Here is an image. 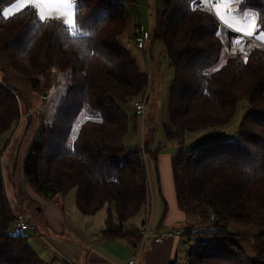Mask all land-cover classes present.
I'll use <instances>...</instances> for the list:
<instances>
[{"label":"trees","instance_id":"16d2710c","mask_svg":"<svg viewBox=\"0 0 264 264\" xmlns=\"http://www.w3.org/2000/svg\"><path fill=\"white\" fill-rule=\"evenodd\" d=\"M13 1L0 0V135L14 129L25 98L8 68L32 90L52 82L53 68L60 70L66 91L53 118L39 120L24 158L25 178L48 198L75 188V204L84 214L107 206L104 235L126 236L136 245L140 226L129 231L125 223L150 207L143 157L149 156L148 139L143 147L126 143L130 119L122 103L141 99L149 77L120 38L129 10L122 0H76L69 26L55 16L41 19L35 5L5 16L4 7ZM199 1L164 0L153 31V41L165 43L174 67L167 140L183 144L188 132H220L240 101L247 106L235 139L181 146L171 155L179 207L196 222L212 223L184 227L183 241L192 242L187 264H264V37L245 38V53H234L241 45L238 33ZM237 8L251 10L255 34L264 36V0H237ZM224 49L225 62L212 69ZM84 110L86 119L74 130ZM248 236L255 256L239 242ZM29 238L15 227L0 162V264H50Z\"/></svg>","mask_w":264,"mask_h":264},{"label":"crops","instance_id":"0c3cea01","mask_svg":"<svg viewBox=\"0 0 264 264\" xmlns=\"http://www.w3.org/2000/svg\"><path fill=\"white\" fill-rule=\"evenodd\" d=\"M210 6L222 24L238 33L237 43L240 41L239 36L263 42L264 36L260 33L255 34L257 21L254 20L255 15L252 12L242 11L245 13L242 16H229L227 4L220 3V0H213ZM48 8L49 10L60 9L62 13L66 11L58 5ZM37 9L41 16L43 11ZM45 10L48 11L47 8ZM44 16L55 15L44 14ZM137 26L145 28L143 24ZM249 32L252 33L251 36L248 35ZM152 43L153 40L150 43L149 52ZM234 50L235 48L233 49L235 53ZM27 89H29L28 86L25 87L26 97L24 96V100L20 102L21 118L1 147L3 159L0 162L11 208L14 213H25L30 223L36 227L29 232L32 235V240L29 239L31 247L50 264H125L132 258L136 259V264H170L172 261H174L173 264H180L178 263L179 250L182 243L186 242L183 241V236L176 234L175 231L179 230L182 234L188 222H195L196 228L200 227H197L199 221H194L195 218L184 212L178 205L171 166L172 153L159 154L162 159L166 158L162 167L160 161L161 172L158 170L159 156L153 164L152 159L143 154L150 188V207L148 211L139 212L138 223L133 224L132 228L137 229L146 219V223L159 232L172 231V234L161 243L147 238L144 241L140 240L136 245L126 236H106L104 235L105 221L92 218L94 214H84L76 204L70 206L66 204L65 197L68 193L56 194L52 198L43 197L26 181L24 158L40 120L34 103L42 99L41 93L32 97ZM45 98L47 95L43 99ZM145 140L146 138L144 142ZM12 150H15L13 158L10 157ZM132 229L130 228L129 231ZM181 264H187V259L186 263Z\"/></svg>","mask_w":264,"mask_h":264},{"label":"rangeland","instance_id":"374dc122","mask_svg":"<svg viewBox=\"0 0 264 264\" xmlns=\"http://www.w3.org/2000/svg\"><path fill=\"white\" fill-rule=\"evenodd\" d=\"M75 2L76 0H72L70 9H68L66 6L58 5L59 7L66 9L64 13H62L60 9L49 10L48 7L52 5H45V7L41 5L39 10L43 11V13L47 16L55 15L66 21L68 17L67 15H65V13L69 10L73 13ZM122 2L126 5L127 9L129 10L130 18L125 30L120 35L121 41L126 46L128 51H130V53L136 59L140 70L147 73L149 77V85L147 87L148 98L145 100L144 114L136 113L134 102L122 103V107L128 113L130 119V125L125 135L126 143L143 147L144 139L145 138L148 139L147 146L149 150V157L150 159H152L153 164H155L153 153L155 152V150L158 149L157 151L159 156L158 170L159 172H161L160 161L162 163L161 164L162 167L166 160V158L163 157L162 159L160 157L159 154L161 153L168 152L175 154L181 146H183L186 149H193V148H197L202 144H206L212 141H217V140L230 141L235 139L239 134V125L246 110L247 103L245 100L240 101L238 110L234 118L225 127V129L221 130L220 132H212L210 130L188 132L183 144L177 141L167 140L164 131V124L169 123L168 97L174 76V67L170 62L166 45L161 39H156L153 41L151 45V50L149 52L148 49H141L136 46L133 35L135 27L141 24L145 26L146 30H148L151 33L153 32L155 25L156 26L158 25L159 14L161 12L160 9L164 5V0H122ZM24 6L25 5L23 4H18L17 0H15L4 7L3 14L5 16H9L14 12H16L17 10L23 8ZM46 8L48 9V11L45 10ZM227 8H228L227 12L229 16L232 15L242 16L248 11L251 12L250 9L245 11V13L238 10L237 0H231L230 3H227ZM255 19L256 18L254 16V20ZM239 40L241 45L238 44L234 51L236 52L237 49H242L241 52H244L245 51L244 47H246V40L245 38H241L240 36H239ZM228 55L229 53L226 50H224L219 60L216 63H214V65L212 66V69L219 68L225 62ZM0 61L1 63H3L2 59H0ZM7 73L10 74L8 76L12 77L15 81L20 83V86L17 85V87H19L22 94L26 97L25 87L28 84L24 82L21 75L16 73L11 68H8ZM49 76L50 74L48 73L47 77ZM27 91L30 92V95L32 97L34 95H40V93L47 95V98L45 99H43V97L41 96L42 99H39L38 102L34 103L35 105L34 108L36 111L39 112L37 114L39 119L44 118L50 121L55 115L56 109L66 91L64 75L57 68H53L52 82L50 84L41 85L40 89L37 90H32L29 88L27 89ZM22 105L24 106L25 104L23 103ZM86 115H87V111L84 110L81 112L77 121L75 122L74 130H76L79 124L86 119ZM9 136H10V132H6L0 135V151H1V147L3 146L4 142ZM16 137L17 136H15V138ZM14 155H15V150H12L10 157L13 158ZM28 183L30 184V182ZM75 192L76 189L74 188L65 197L66 204H68L69 206L72 204L75 205ZM106 215H107V206L100 209L91 217L95 218L96 220L105 221ZM139 216L140 213L134 216L128 222H126L125 228L127 230H129L130 228L132 229L134 227L133 224L138 223ZM197 224H198L197 227L200 228H206L212 226V223H210L209 221H199ZM20 231H23L24 233L30 235L29 239L32 240V235L31 233H29L31 232V230H20ZM249 231L255 232V228H251ZM239 242L250 255L255 256V250L253 248V237L248 236L247 238H239ZM191 244L192 242L182 243L179 250L178 263L180 264L186 263L185 251L186 249H188V247H190Z\"/></svg>","mask_w":264,"mask_h":264},{"label":"built area","instance_id":"2783aa9c","mask_svg":"<svg viewBox=\"0 0 264 264\" xmlns=\"http://www.w3.org/2000/svg\"><path fill=\"white\" fill-rule=\"evenodd\" d=\"M213 0H203L198 2V6H204L211 4ZM153 40V32H149L143 26H139L138 32L135 36V43L138 48H146L149 51L150 43ZM44 98L45 95L42 94ZM147 90L141 99L134 101L137 114H144L145 110V100L147 99ZM3 159V155L0 152V161ZM15 214V227L19 230H35L36 227L30 223L28 217L23 212H16ZM215 215L211 213L210 220H214ZM139 234H141V240L144 241L147 238H152L154 242L161 243L165 241L168 235L172 234V231L159 232L156 228L152 227L150 224L145 223L141 225L138 229ZM176 234L182 235L179 230L175 231ZM125 264H136V259L132 258L128 260Z\"/></svg>","mask_w":264,"mask_h":264},{"label":"snow or ice","instance_id":"6c2138e0","mask_svg":"<svg viewBox=\"0 0 264 264\" xmlns=\"http://www.w3.org/2000/svg\"><path fill=\"white\" fill-rule=\"evenodd\" d=\"M18 4H23L26 7L35 5L37 8H40L41 5H61L66 6L68 9L71 8L72 0H17ZM231 0H220V3L227 4L230 3ZM67 15L66 24L69 26H74V18L73 13L69 10L65 13ZM43 12H41V19H45ZM249 36L252 35L251 32L248 33Z\"/></svg>","mask_w":264,"mask_h":264}]
</instances>
